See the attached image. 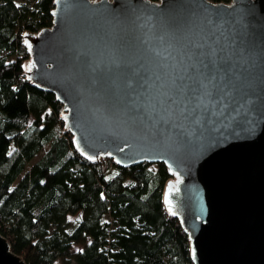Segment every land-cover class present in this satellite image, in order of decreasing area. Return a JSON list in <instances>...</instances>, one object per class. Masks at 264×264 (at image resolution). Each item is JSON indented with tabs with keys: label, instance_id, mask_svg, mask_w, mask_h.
Returning a JSON list of instances; mask_svg holds the SVG:
<instances>
[{
	"label": "water",
	"instance_id": "obj_1",
	"mask_svg": "<svg viewBox=\"0 0 264 264\" xmlns=\"http://www.w3.org/2000/svg\"><path fill=\"white\" fill-rule=\"evenodd\" d=\"M22 33L24 78L61 105L79 157L160 162L192 264H264V0H53ZM200 48L187 109L172 79ZM197 103L200 104L196 107ZM0 264H26L0 235Z\"/></svg>",
	"mask_w": 264,
	"mask_h": 264
},
{
	"label": "trees",
	"instance_id": "obj_2",
	"mask_svg": "<svg viewBox=\"0 0 264 264\" xmlns=\"http://www.w3.org/2000/svg\"><path fill=\"white\" fill-rule=\"evenodd\" d=\"M52 7L0 0V235L26 264H192L161 201L164 165L82 159L61 105L25 80L22 33L49 26Z\"/></svg>",
	"mask_w": 264,
	"mask_h": 264
},
{
	"label": "snow or ice",
	"instance_id": "obj_3",
	"mask_svg": "<svg viewBox=\"0 0 264 264\" xmlns=\"http://www.w3.org/2000/svg\"><path fill=\"white\" fill-rule=\"evenodd\" d=\"M211 55H214V53L205 52L199 47L188 53V63L171 81L173 89L179 93V98L172 97L168 93H165V97L174 104L183 103L185 109L194 100H202V97L198 96L197 93L200 89L206 88L203 80L209 78L210 75L208 74V65L205 64V60ZM199 106L200 104L197 103L196 107Z\"/></svg>",
	"mask_w": 264,
	"mask_h": 264
},
{
	"label": "rangeland",
	"instance_id": "obj_4",
	"mask_svg": "<svg viewBox=\"0 0 264 264\" xmlns=\"http://www.w3.org/2000/svg\"><path fill=\"white\" fill-rule=\"evenodd\" d=\"M40 154H41V151L37 154V156H36L35 158H37ZM35 158H34V159H35ZM72 248H73L74 250H77V249L80 248V246H78V245H74Z\"/></svg>",
	"mask_w": 264,
	"mask_h": 264
},
{
	"label": "built area",
	"instance_id": "obj_5",
	"mask_svg": "<svg viewBox=\"0 0 264 264\" xmlns=\"http://www.w3.org/2000/svg\"><path fill=\"white\" fill-rule=\"evenodd\" d=\"M60 112H61V108H60ZM61 120H62V118H61ZM62 123H63V120H62Z\"/></svg>",
	"mask_w": 264,
	"mask_h": 264
}]
</instances>
